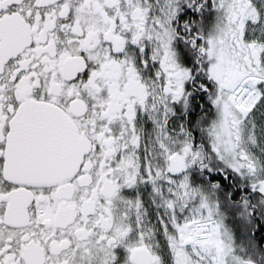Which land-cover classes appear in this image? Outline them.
I'll return each instance as SVG.
<instances>
[{
	"label": "snow or ice",
	"instance_id": "6c2138e0",
	"mask_svg": "<svg viewBox=\"0 0 264 264\" xmlns=\"http://www.w3.org/2000/svg\"><path fill=\"white\" fill-rule=\"evenodd\" d=\"M0 264H264V0H0Z\"/></svg>",
	"mask_w": 264,
	"mask_h": 264
}]
</instances>
